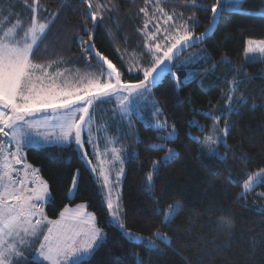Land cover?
Wrapping results in <instances>:
<instances>
[{"label": "trees", "instance_id": "16d2710c", "mask_svg": "<svg viewBox=\"0 0 264 264\" xmlns=\"http://www.w3.org/2000/svg\"><path fill=\"white\" fill-rule=\"evenodd\" d=\"M36 2L39 5L36 15L42 21L51 19L52 12L59 14L36 49L34 59L71 69L79 67L82 71L99 70L98 66H88L89 60L78 43L80 37L88 39L85 17L88 27H92L84 0ZM216 2L197 0L204 7L193 8L183 6L179 0H162L165 9L183 13V20L190 24L188 18L194 14L197 23L191 30L198 33L211 24L213 13L209 6ZM113 3L117 10L105 11L102 23L93 31L96 48L115 63L126 79H141L128 69L132 57H141L146 51L144 37L138 31L144 22L143 14L138 15L144 0H113ZM27 5L24 0H0V25L6 17L9 23L18 19L26 25L30 23L33 0H27ZM242 6L251 11L222 10L213 30L194 45L201 46L205 54L191 64L190 78L181 77L177 83L175 75L165 74L153 87V95L171 124H175L178 138L158 140L162 132L155 131L152 124L139 122L138 139L125 160L126 227L147 236L159 228L173 238L171 247L160 241L157 243L160 250L153 251L130 243L111 224L100 186L74 144L27 148V159L40 168L50 186L51 199L46 204L49 218H58L65 205L86 202L96 214L98 225L106 231L105 241L88 264H136L133 252L139 254L144 264H264V211L258 210L264 207V196L256 190L240 195L248 174L264 168V60L249 62L245 54L248 39L264 40V15L254 12L263 8L264 0H243ZM142 59L148 61L149 56ZM90 63L97 65V58L92 56ZM181 75L186 72L181 71ZM234 79L243 83L233 103L239 105L241 94L247 103L240 106L238 114L229 117L225 101L228 81ZM221 109L225 113L219 120L221 126L229 119L232 125L227 137L231 149L223 146L222 153L227 154L223 160L210 158L193 139L200 140L212 129L214 119L206 115L207 111L216 117L221 116ZM193 120L206 126L203 131L190 126ZM159 143L175 148L178 155L166 166L161 164L154 189L149 192L145 191L146 173L151 170L152 161L162 158L166 151L152 147ZM77 171L78 189L71 198L72 177ZM158 201L161 207L175 202L183 206L171 229L161 224V216L152 214ZM221 217L233 222L230 236L218 226ZM26 264H33L32 258Z\"/></svg>", "mask_w": 264, "mask_h": 264}, {"label": "snow or ice", "instance_id": "6c2138e0", "mask_svg": "<svg viewBox=\"0 0 264 264\" xmlns=\"http://www.w3.org/2000/svg\"><path fill=\"white\" fill-rule=\"evenodd\" d=\"M84 2L88 7L92 27H88V17H85L84 29L88 32V39L80 37L78 43L89 60L88 66H98L99 71L90 74L86 82H83L85 78L82 77L80 86L69 88L56 84L55 78L64 73L58 72L54 77L49 72L52 63L46 65L34 59L36 49L58 18V11L51 13V19L41 21L36 15L39 5L33 0V5L30 6L32 9L30 23L25 26L24 22L18 19L12 27L7 28L0 35V264H19V259L23 258L21 249L31 247L33 241L39 242V247L35 249L32 257L33 264H88L106 239V233L97 224L95 213L87 212L85 204H78L75 208L65 205L57 219H49L45 212V204L49 202L51 196L48 182L39 175V169L27 163L24 149L41 142L51 143L49 135L39 133L38 130L55 128L59 129V135L55 136L58 145L75 144L87 157L88 152L85 150L87 143L93 145L94 154L100 156L101 153L95 151L96 144L92 139L93 106L115 97L118 101V114L122 119L136 114L139 104L151 95L150 85L155 87L157 81L165 74L174 75L172 68L176 67L174 61L179 53L191 47L193 43L202 42L208 34L206 30L195 35L191 30L197 23L194 14L188 18L192 21L189 24L183 20V13H177L175 10L171 14L166 12L161 6L162 0H144V7H141L138 13V15L143 14L144 22L143 27L138 31L144 37L146 51L140 58L147 55L150 57V63L149 66L141 65L137 69L138 72H142V79L135 83L125 82L122 80V73L112 60L96 48L93 39V31L98 23H102L105 11L117 10L116 4L113 0H104V2L95 0V4L93 0H84ZM179 2L185 7H204L198 4L197 0H179ZM24 3L28 6L27 0H24ZM238 3L239 0H232L231 4L228 0H217L215 4H211L209 7L213 13V21L222 10L226 9V6L232 7ZM149 5L152 6L151 14L148 10ZM161 20L163 28L160 25ZM4 22L6 23L7 20ZM153 22H155L154 31L149 32V25ZM161 32L166 43L158 36ZM245 54L249 62L264 57V41H249ZM92 56L97 58V65L90 63ZM188 62L186 60L182 64ZM128 71L131 72L133 69L129 68ZM184 79H188L187 74ZM176 80L177 83L181 82L179 77H176ZM228 83L225 108L230 117L233 113H239L240 106L247 103V98L241 94L238 97L239 105L233 103L243 81L234 79ZM47 109H51L52 116H45L43 120L35 118L37 113ZM161 114L162 110L156 108L153 113L156 119L151 125L155 131L163 133L158 135L157 139L161 141L177 139L175 124H169L166 119L160 120ZM224 114V110L221 109V116L213 117V113L207 111L206 115L214 119L211 134L204 141L193 137L202 147L207 148L210 158L221 160L227 158L226 152H219L221 145L231 149V145L227 143L232 126L230 119L225 120L223 129L218 127L219 120ZM128 122L131 125L130 119ZM190 126L198 127L201 131L206 127L195 120L190 122ZM85 129L88 133L87 139L82 135ZM135 134L138 136V133ZM152 147L166 151L162 158L152 161L151 170L146 173L145 191L149 192L154 189L155 176L159 174L161 164L166 166L178 155L175 148H169L167 143L154 144ZM111 155L113 159L108 162L110 165L115 162L121 164V167L115 171V180L110 179L111 168L108 172L104 170L103 160L100 161V166L92 168V171L98 172L99 177L102 178L100 187L105 193L109 221L122 231L130 243L159 251L155 241L160 240L171 247L173 238L161 232L159 228L152 233V236H143L126 227L125 213L118 192L120 179L124 173L121 149L112 147ZM89 163L91 164L90 160ZM78 177L77 171L72 177L71 191H75L78 187ZM260 183H264V168L248 174L242 184L241 197ZM259 195L264 196V193ZM182 208L180 202L161 207L158 201L156 207L152 209V214L161 216V224L171 229ZM258 210L264 211V207ZM218 226L229 236L232 234L234 225L230 218L221 217ZM41 235L42 240L39 239ZM132 256L136 258V264H144L138 253L133 252Z\"/></svg>", "mask_w": 264, "mask_h": 264}, {"label": "rangeland", "instance_id": "374dc122", "mask_svg": "<svg viewBox=\"0 0 264 264\" xmlns=\"http://www.w3.org/2000/svg\"><path fill=\"white\" fill-rule=\"evenodd\" d=\"M228 3L231 4L232 0H228ZM242 3H243V0H239V3L236 6H232V7L226 6V9L239 10V11H249L250 12L251 10L244 8L242 6ZM161 6L164 7L163 4ZM165 11L168 12L169 14L172 13V11H168L167 9H165ZM254 12L264 15V6H263V8H261L259 10H255ZM149 13L150 14L152 13V7L149 9ZM157 15H159V14H157ZM37 18L39 19V17H37ZM5 20H7L8 23L7 22L1 23V25H0L1 35L3 34L4 30L12 27V25L16 23V21L13 23H9L10 20L7 17L3 21H5ZM39 20H41V19H39ZM218 20H219V16L216 18L215 21H213V17H212L211 24L204 31H202L200 33H203L206 30H208V33H210L213 30V28L216 26ZM21 21H23V20L21 19ZM177 22H179V19L177 20ZM187 22L189 23V21H187ZM154 25H155V22H153V24L149 25V28H148L149 32L154 31ZM160 25H161V28L164 27L162 20L160 21ZM25 26H27V25L25 24ZM193 32L195 35L200 34L196 31H193ZM158 36L162 42L166 43V41H163V33L162 32L159 33ZM249 41L259 42V41H264V40L248 39V42ZM150 43H151V41H150ZM197 43H200V42H197ZM197 43H193L191 47L185 48L182 52L179 53L178 58L174 61V64L176 65V67L172 68V73H174V75L176 77H179L180 81H181V77L185 78V76L181 75V71L184 70L186 72V74L188 75V78H190L192 76V73H193L192 72L193 68H191V64H194L199 58H201L205 54V52L203 51L201 46H194ZM257 55L259 56L260 54H257ZM186 60L189 62L186 64H182V62H184ZM260 60H264V57L255 59L254 61H260ZM149 63H150V57H149L148 61H146L140 57H136V58L132 57V61L130 63L131 64L130 66L133 69V71H131V72H133L134 74L140 75L141 79H142L143 78L142 72H138L137 69H139V67L141 65L149 66ZM98 71L99 70L82 71L81 68H79V67L78 68L74 67L71 69L69 67H66L65 65L59 66L56 64H52V67L49 68V72L51 74H53L54 77H56V74L58 72L64 73V75L58 76L55 78V83L60 85V86H67L69 88H74V87L80 86L82 77L85 78L83 82H86V78L90 74L98 73ZM162 78H163V76L157 81V83ZM122 80L125 82L135 83L139 79H137V80L126 79L122 73ZM150 87H151V95L147 96L146 100L139 104L138 112L136 114L131 115L130 117H124L123 119L121 118V116L118 114V112H119V109L117 106L118 101L115 97H113L111 100H104L102 103H99V104H96L93 106V109H92V112H93L92 139H93L94 143L96 144L95 151H98L99 153H101L100 156H97L94 154L93 145H90L87 143L85 144V150L88 152L87 157H85L83 155L82 150L76 146L80 155L84 158L86 163L89 165L91 171H92L93 167L100 166V161L103 160L105 162L103 164L104 170L106 172H108L109 168H111V175H110L111 180H115V171H117L121 167V164L119 162H115L113 165H110L108 163V162L112 161V159H113L112 155H111V148L116 147V148L121 149V158L124 161V163L122 165V167L124 168V173L120 179V183L118 186V192H119V195L121 197L122 206H123V184H124L125 173H126L125 160H126L127 156L129 155V153L131 152L132 148L134 147L135 142L138 139V136H139L138 124H139V122H143L145 125L153 124L155 119H156V117H154L153 113H154L156 108H159L162 110V114L159 116V119L162 121L166 119L167 122L169 124H171L169 119L164 114L163 109L161 108L157 99L153 95V87L151 85H150ZM114 113H117V114L114 115ZM52 115H53V113H52L51 109H47L41 113H37L35 118L37 120H43L45 116H52ZM129 119L131 120V125L128 122ZM218 127L220 129L224 128L223 126H221L220 123L218 124ZM168 130L170 131L171 129H168ZM38 131H39V133H47L52 142L51 143L41 142V143L33 145L32 147H44V146H48V145L57 144L55 142V136L59 135V129L42 128V129H39ZM176 131H177V129H176ZM211 132H212V129L204 137H201L200 141H204L205 138L211 134ZM135 133H138V136ZM87 134H88L87 129H85L84 133L82 134L85 139H87ZM109 141H114V143H109ZM227 143H228V140H227ZM65 145H70V144H65ZM10 147H14V146L10 145ZM201 148L203 149V151L208 153L207 148L202 147V145H201ZM222 149H223V145H221L219 147V152L222 153ZM24 154L26 156L27 163L31 164L34 168L39 169V175L44 180H46L43 177L40 168L38 166L32 164L27 159V148L24 149ZM89 160L91 161V164L89 163ZM17 167H20V166H17ZM256 171H258V170H256ZM79 174H80V172H79ZM93 174H94L96 181L98 182V184L100 186V183L102 182V178L99 177L98 172H93ZM78 180H79V177H78ZM29 186L31 187V184H29ZM48 186H49V183H48ZM71 189H72V186H71ZM71 189H70L69 195L71 198H73L77 192L78 187L76 188L75 191H71ZM100 190H101V192L103 194V198H104V195H105L104 190H102L101 187H100ZM252 190H256V192L258 194L264 193V183L258 184ZM49 191H50V186H49ZM50 193H51V191H50ZM50 199H51V196L49 198V201H50ZM104 201H105V199H104ZM46 204H45V212H46ZM80 204H85L87 212L94 213L91 209H89L88 204L86 202L80 203ZM68 206L70 208H75L76 205L75 206L68 205ZM46 215H47V212H46ZM48 218H49V216H48ZM96 218H97V216H96ZM49 219H52V218H49ZM97 224H98V220H97ZM100 228H102V227H100ZM103 231L106 233V231L104 229H103ZM135 233H138V232H135ZM138 234L143 235V236H147V235H144L142 233H138ZM40 237H39V239L42 240L43 236L41 235ZM155 242L157 244L160 242V240H156ZM37 247H39V242L33 241L31 247L22 248L21 251H23V258L19 259V264H26L27 261L33 257V254L35 253V249Z\"/></svg>", "mask_w": 264, "mask_h": 264}, {"label": "crops", "instance_id": "0c3cea01", "mask_svg": "<svg viewBox=\"0 0 264 264\" xmlns=\"http://www.w3.org/2000/svg\"><path fill=\"white\" fill-rule=\"evenodd\" d=\"M41 238V237H40Z\"/></svg>", "mask_w": 264, "mask_h": 264}]
</instances>
